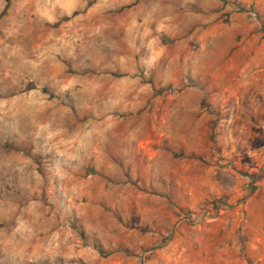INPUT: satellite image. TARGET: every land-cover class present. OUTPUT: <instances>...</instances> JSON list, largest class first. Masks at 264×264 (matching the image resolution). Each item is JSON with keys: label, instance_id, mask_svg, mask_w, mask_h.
<instances>
[{"label": "rangeland", "instance_id": "obj_1", "mask_svg": "<svg viewBox=\"0 0 264 264\" xmlns=\"http://www.w3.org/2000/svg\"><path fill=\"white\" fill-rule=\"evenodd\" d=\"M263 170L264 0H0V264H264Z\"/></svg>", "mask_w": 264, "mask_h": 264}, {"label": "trees", "instance_id": "obj_2", "mask_svg": "<svg viewBox=\"0 0 264 264\" xmlns=\"http://www.w3.org/2000/svg\"><path fill=\"white\" fill-rule=\"evenodd\" d=\"M8 1L9 0H7V2ZM7 6H8V4H7ZM2 14H4V12H2ZM263 175H264V170L259 175L252 177V183L249 185L247 195L245 197H243L240 201H238L237 202L238 204L239 203L240 204L243 203L247 198H249L255 192L256 187L254 186L253 183H255L256 181H258ZM213 204H214V206H215L216 209H220V208H233V206H228L227 203H226V201L223 200V199H219V200L215 201Z\"/></svg>", "mask_w": 264, "mask_h": 264}]
</instances>
